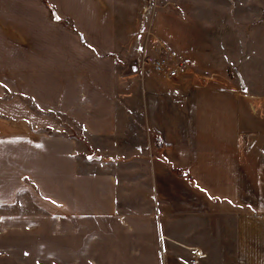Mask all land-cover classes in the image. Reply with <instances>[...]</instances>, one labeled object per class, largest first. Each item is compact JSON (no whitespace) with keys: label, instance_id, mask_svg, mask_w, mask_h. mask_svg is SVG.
Returning a JSON list of instances; mask_svg holds the SVG:
<instances>
[{"label":"crops","instance_id":"crops-1","mask_svg":"<svg viewBox=\"0 0 264 264\" xmlns=\"http://www.w3.org/2000/svg\"><path fill=\"white\" fill-rule=\"evenodd\" d=\"M46 1L0 0V264H264L263 68L171 82L119 0Z\"/></svg>","mask_w":264,"mask_h":264},{"label":"rangeland","instance_id":"rangeland-1","mask_svg":"<svg viewBox=\"0 0 264 264\" xmlns=\"http://www.w3.org/2000/svg\"><path fill=\"white\" fill-rule=\"evenodd\" d=\"M119 1L125 17L122 30H126L128 38L126 44L129 49L125 58H128L126 62L130 68L139 65L143 57L167 50L174 53L182 65L179 78L171 82H177L190 73H202L199 71L203 68L237 76L236 79L240 80L245 75L250 84L261 82L259 70L261 67L264 72V64L261 66L255 62H264V0ZM146 10L150 11L148 16H145ZM195 52L205 56L210 54L204 58L207 60L204 65L201 59L197 62L193 56L191 58ZM189 62L193 63L192 66ZM145 70L153 72L148 68ZM60 118L68 126V130L61 132L80 135L78 127ZM197 223L201 224L188 220L185 228L178 223L172 227V233L178 235L186 230L187 234L180 236L187 237L182 242L194 246L197 240H201L195 231ZM200 243L210 245L206 239ZM173 250L174 264H196L191 256L184 257L185 251L177 247Z\"/></svg>","mask_w":264,"mask_h":264},{"label":"built area","instance_id":"built-area-1","mask_svg":"<svg viewBox=\"0 0 264 264\" xmlns=\"http://www.w3.org/2000/svg\"><path fill=\"white\" fill-rule=\"evenodd\" d=\"M150 11H145V16H148ZM151 69L154 73L165 76L169 80H176L180 76L182 65L179 58L167 50H160L158 54L153 56L143 57L142 69ZM201 254L200 252L198 255Z\"/></svg>","mask_w":264,"mask_h":264},{"label":"trees","instance_id":"trees-1","mask_svg":"<svg viewBox=\"0 0 264 264\" xmlns=\"http://www.w3.org/2000/svg\"><path fill=\"white\" fill-rule=\"evenodd\" d=\"M43 1L47 5V7L49 8V10H50L51 15L53 16V18H55V14H54V11L55 10H54V8L51 5H49L46 0H43ZM60 23L63 24V25H65V26H67V27H69L71 30H75V28L73 27V25L68 26V23L66 21L60 20ZM177 172L178 173H181V171H179V170Z\"/></svg>","mask_w":264,"mask_h":264}]
</instances>
